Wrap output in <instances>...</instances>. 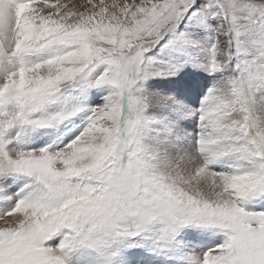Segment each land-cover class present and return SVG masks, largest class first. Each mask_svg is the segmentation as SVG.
Segmentation results:
<instances>
[{"label":"snow or ice","instance_id":"1","mask_svg":"<svg viewBox=\"0 0 264 264\" xmlns=\"http://www.w3.org/2000/svg\"><path fill=\"white\" fill-rule=\"evenodd\" d=\"M0 264H264V0H0Z\"/></svg>","mask_w":264,"mask_h":264},{"label":"rangeland","instance_id":"2","mask_svg":"<svg viewBox=\"0 0 264 264\" xmlns=\"http://www.w3.org/2000/svg\"><path fill=\"white\" fill-rule=\"evenodd\" d=\"M77 2H78V0H77Z\"/></svg>","mask_w":264,"mask_h":264}]
</instances>
